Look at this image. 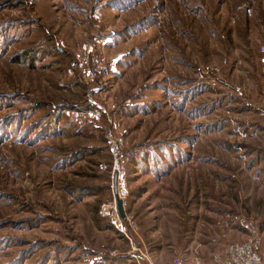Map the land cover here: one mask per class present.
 I'll return each instance as SVG.
<instances>
[{
  "label": "rangeland",
  "instance_id": "374dc122",
  "mask_svg": "<svg viewBox=\"0 0 264 264\" xmlns=\"http://www.w3.org/2000/svg\"><path fill=\"white\" fill-rule=\"evenodd\" d=\"M257 237L264 0H0V264L213 260Z\"/></svg>",
  "mask_w": 264,
  "mask_h": 264
},
{
  "label": "built area",
  "instance_id": "2783aa9c",
  "mask_svg": "<svg viewBox=\"0 0 264 264\" xmlns=\"http://www.w3.org/2000/svg\"><path fill=\"white\" fill-rule=\"evenodd\" d=\"M88 104L92 107L95 105L98 106L94 94L90 95ZM110 124L111 127L106 130L105 137L112 165L110 167L101 165L100 167L106 171L109 170L112 181L116 184L121 181L125 173V167L122 163L125 140L117 134L116 126L113 121H110ZM114 204H116V202ZM112 205L113 204H111L110 207L104 206L101 210V215L108 216L113 209ZM261 247L262 239L259 237L249 238L243 242L230 243L226 245L222 251L224 264H264V254L261 252ZM134 251H139L141 260L153 264L147 253L142 252L140 249H135ZM186 258L187 257L184 256L177 257L171 264H203V256L199 250H195L194 257L191 259Z\"/></svg>",
  "mask_w": 264,
  "mask_h": 264
},
{
  "label": "crops",
  "instance_id": "0c3cea01",
  "mask_svg": "<svg viewBox=\"0 0 264 264\" xmlns=\"http://www.w3.org/2000/svg\"><path fill=\"white\" fill-rule=\"evenodd\" d=\"M263 247H264V245H263ZM263 250H264V248H263ZM204 251V250H203ZM201 252V251H200ZM204 259H203V264H209V263H211V264H222V255L221 254H219V256H218V258L217 259H215V258H213V260H209L208 258H207V255H206V251H204ZM262 253L264 254V251H262ZM201 254H203V252H201ZM172 263V262H171ZM171 263H169V264H171Z\"/></svg>",
  "mask_w": 264,
  "mask_h": 264
},
{
  "label": "water",
  "instance_id": "95a60500",
  "mask_svg": "<svg viewBox=\"0 0 264 264\" xmlns=\"http://www.w3.org/2000/svg\"><path fill=\"white\" fill-rule=\"evenodd\" d=\"M117 202H118V210H119V213L120 215L125 218L126 217V213H125V210H124V204H123V201L117 197Z\"/></svg>",
  "mask_w": 264,
  "mask_h": 264
},
{
  "label": "trees",
  "instance_id": "16d2710c",
  "mask_svg": "<svg viewBox=\"0 0 264 264\" xmlns=\"http://www.w3.org/2000/svg\"><path fill=\"white\" fill-rule=\"evenodd\" d=\"M111 162H112V160H111ZM111 165V164H110Z\"/></svg>",
  "mask_w": 264,
  "mask_h": 264
}]
</instances>
